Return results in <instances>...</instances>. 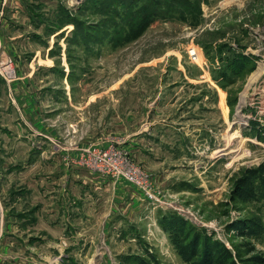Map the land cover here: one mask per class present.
I'll list each match as a JSON object with an SVG mask.
<instances>
[{
  "label": "rangeland",
  "instance_id": "rangeland-1",
  "mask_svg": "<svg viewBox=\"0 0 264 264\" xmlns=\"http://www.w3.org/2000/svg\"><path fill=\"white\" fill-rule=\"evenodd\" d=\"M45 1L25 56L57 142L81 147L73 244L43 249L53 264H187L176 240L197 241L195 261L232 264L225 247L264 264V172L237 187L264 167V0Z\"/></svg>",
  "mask_w": 264,
  "mask_h": 264
},
{
  "label": "crops",
  "instance_id": "crops-1",
  "mask_svg": "<svg viewBox=\"0 0 264 264\" xmlns=\"http://www.w3.org/2000/svg\"><path fill=\"white\" fill-rule=\"evenodd\" d=\"M42 1L51 10L53 2ZM32 2L0 0L1 66L10 56L14 68L0 82V264H53L57 256L43 249L73 244V156L81 147L57 142L46 116L49 82L25 56L41 51L34 40L45 33Z\"/></svg>",
  "mask_w": 264,
  "mask_h": 264
},
{
  "label": "trees",
  "instance_id": "trees-1",
  "mask_svg": "<svg viewBox=\"0 0 264 264\" xmlns=\"http://www.w3.org/2000/svg\"><path fill=\"white\" fill-rule=\"evenodd\" d=\"M255 172H257V173H255ZM263 172H264L263 165L247 169L245 171V173L239 178L237 187H239L241 191H244L246 193V195L250 194L252 192L253 187H254L255 178H257V177L259 178V176ZM262 231H263V229L261 228V226L256 225V227H254V229H250V230L246 231V233H247V236L257 238L258 236L261 235ZM194 238L196 240L200 239L199 235H197V234L194 235ZM174 242H175L176 250H177L178 254L187 264H214L216 262H219V263L221 262V261H218V259L217 260L213 259L214 256L216 257L218 255V253L214 252L215 254L214 253L212 254L211 251L207 252V250H205V252H207L206 257L203 259L201 258L202 261H195L194 255L201 252L198 248L197 241H195L194 243H189L191 245L185 244L184 242L177 241V240ZM245 244H247L246 250L248 253L255 250V247L251 244L250 241L245 243ZM222 248L224 250V254H222V255L226 258V260H228L229 262L234 264L233 259H231V252H229L225 247H222ZM239 257H240V255H239Z\"/></svg>",
  "mask_w": 264,
  "mask_h": 264
},
{
  "label": "built area",
  "instance_id": "built-area-1",
  "mask_svg": "<svg viewBox=\"0 0 264 264\" xmlns=\"http://www.w3.org/2000/svg\"><path fill=\"white\" fill-rule=\"evenodd\" d=\"M7 66H3L2 71L4 70L5 74H11L13 72V68L11 67V60L9 59L6 63ZM1 71V70H0ZM4 75V76H6ZM97 160H100L99 158H97Z\"/></svg>",
  "mask_w": 264,
  "mask_h": 264
}]
</instances>
